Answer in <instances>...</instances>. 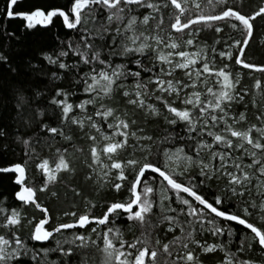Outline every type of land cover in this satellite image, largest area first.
I'll list each match as a JSON object with an SVG mask.
<instances>
[{
  "label": "snow or ice",
  "instance_id": "1",
  "mask_svg": "<svg viewBox=\"0 0 264 264\" xmlns=\"http://www.w3.org/2000/svg\"><path fill=\"white\" fill-rule=\"evenodd\" d=\"M250 4L3 0L0 264H264Z\"/></svg>",
  "mask_w": 264,
  "mask_h": 264
},
{
  "label": "trees",
  "instance_id": "2",
  "mask_svg": "<svg viewBox=\"0 0 264 264\" xmlns=\"http://www.w3.org/2000/svg\"><path fill=\"white\" fill-rule=\"evenodd\" d=\"M261 2H264V0H251L250 6L254 8ZM0 6H3V0H0ZM205 35L208 37L209 40L213 39L212 33H205ZM251 46L253 51L256 53L255 59L259 60L261 58H264V27H257L256 32L254 34V39L251 42ZM49 206L54 213H58L61 207V205L58 204H50ZM31 211L32 210H29V212Z\"/></svg>",
  "mask_w": 264,
  "mask_h": 264
}]
</instances>
